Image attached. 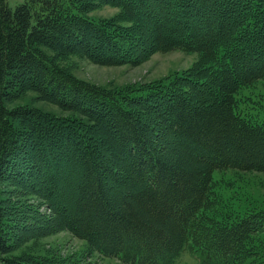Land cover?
Masks as SVG:
<instances>
[{"label": "trees", "instance_id": "1", "mask_svg": "<svg viewBox=\"0 0 264 264\" xmlns=\"http://www.w3.org/2000/svg\"><path fill=\"white\" fill-rule=\"evenodd\" d=\"M98 5L120 9V27L86 19ZM144 28L152 48L142 43L138 55ZM172 52L202 66L180 90L144 98L93 89L55 66L57 57L111 68ZM210 81L218 85L206 96ZM259 82L264 0H26L14 9L0 0V185L29 179L11 185L58 229L122 264H174L184 252L198 264H264V212L226 213L213 179L264 175V121L238 100ZM27 93L87 123L7 108ZM5 219L0 200V264H36L11 256Z\"/></svg>", "mask_w": 264, "mask_h": 264}, {"label": "rangeland", "instance_id": "2", "mask_svg": "<svg viewBox=\"0 0 264 264\" xmlns=\"http://www.w3.org/2000/svg\"><path fill=\"white\" fill-rule=\"evenodd\" d=\"M24 1L26 0H7V5L14 9ZM121 14L118 8L98 5L84 16L89 21L115 22L120 27L117 18L121 17ZM121 26L130 28L131 24L123 23ZM144 29L141 30L142 41L140 40L139 46L135 47L139 50L138 55L145 53L142 51V43L145 44V49L152 48L153 33L147 28ZM47 56L55 55L48 53ZM55 61L56 68L76 82L85 83L93 89L111 94H122L123 97L129 94L130 98H144L156 88L159 92L166 91L165 89L170 86L180 90L184 83L181 81L189 77L191 71L192 73L199 71L202 66L198 55L181 52L165 55L150 53L139 57L138 64L111 68L93 64L83 56L57 57ZM192 77L193 75L190 76ZM210 84L218 85L217 82H207L204 88L206 90H203L206 96H209L206 93ZM238 100L243 103L242 106L249 104L253 108L252 115L256 116L257 120L264 121V82L256 83L243 91ZM7 108H30L55 118H75L87 123L85 117L63 112L57 106L42 102L34 93L13 99ZM102 130L99 129L98 133L103 141L107 135L104 130L101 132ZM103 145L107 146L104 142ZM213 179L216 181V192L227 205L224 210L226 213L233 217H243L264 212L263 174L231 171L215 173ZM10 181L12 184L25 182L24 176ZM11 183L0 185V200L6 216L4 229L8 246L12 248V257H19L24 262L36 264H122L116 259L91 251L87 243L74 238L66 230L58 229V222L51 224L50 221L54 218H51L50 211L45 206H41L39 200L28 196L23 190L14 188ZM254 249L256 254L261 256L260 248ZM197 261L195 256L184 252L174 264H198Z\"/></svg>", "mask_w": 264, "mask_h": 264}]
</instances>
